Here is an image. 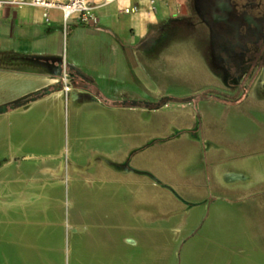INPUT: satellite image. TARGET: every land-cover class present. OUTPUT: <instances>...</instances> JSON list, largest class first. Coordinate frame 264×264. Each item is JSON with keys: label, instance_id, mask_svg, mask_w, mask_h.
I'll list each match as a JSON object with an SVG mask.
<instances>
[{"label": "crops", "instance_id": "0c3cea01", "mask_svg": "<svg viewBox=\"0 0 264 264\" xmlns=\"http://www.w3.org/2000/svg\"><path fill=\"white\" fill-rule=\"evenodd\" d=\"M184 6L0 8V264H63L67 232L75 264H179L197 238L264 264V72L228 83Z\"/></svg>", "mask_w": 264, "mask_h": 264}, {"label": "flooded vegetation", "instance_id": "af4514ba", "mask_svg": "<svg viewBox=\"0 0 264 264\" xmlns=\"http://www.w3.org/2000/svg\"><path fill=\"white\" fill-rule=\"evenodd\" d=\"M188 20L207 28L211 64L233 86L264 72V0H185Z\"/></svg>", "mask_w": 264, "mask_h": 264}, {"label": "built area", "instance_id": "2783aa9c", "mask_svg": "<svg viewBox=\"0 0 264 264\" xmlns=\"http://www.w3.org/2000/svg\"><path fill=\"white\" fill-rule=\"evenodd\" d=\"M115 0H0V8L34 6L42 10V16L46 21L51 19V11L61 12L63 21L71 18L87 25H97L99 16L97 9ZM153 3L154 0H151ZM137 7H127L126 12L136 11ZM61 82L65 94L71 90V74L65 57L61 64Z\"/></svg>", "mask_w": 264, "mask_h": 264}, {"label": "rangeland", "instance_id": "374dc122", "mask_svg": "<svg viewBox=\"0 0 264 264\" xmlns=\"http://www.w3.org/2000/svg\"><path fill=\"white\" fill-rule=\"evenodd\" d=\"M66 209H67L66 213L68 214L71 208L67 206ZM231 220H232L231 218H225L224 221L222 220V223L226 222L225 225L232 228L231 223H230ZM211 239L209 240L207 238L193 239L189 244L186 245V250L181 251V255L179 256L178 263L179 264H208V263L210 264L211 262L207 261L208 258H210L209 255L208 256L205 255V257L202 258L199 254H197L198 252L197 250L203 247L212 248V247L217 246L216 244H214L215 240L213 238ZM73 253L74 252H73L72 238L69 239L68 232H67L66 239H65L63 264H75ZM244 264H247V263H244Z\"/></svg>", "mask_w": 264, "mask_h": 264}, {"label": "trees", "instance_id": "16d2710c", "mask_svg": "<svg viewBox=\"0 0 264 264\" xmlns=\"http://www.w3.org/2000/svg\"><path fill=\"white\" fill-rule=\"evenodd\" d=\"M47 90H48V89H47ZM47 90H44V91H42V92H40V93H35V94H31V95H29V96H26V97H24L23 99H21L18 103H19V104L26 103V102H28V101H30V100H32V99L38 97V96L43 95L44 93H46ZM167 99H168V98H164V99H162L159 103H162V102L166 101Z\"/></svg>", "mask_w": 264, "mask_h": 264}, {"label": "water", "instance_id": "95a60500", "mask_svg": "<svg viewBox=\"0 0 264 264\" xmlns=\"http://www.w3.org/2000/svg\"><path fill=\"white\" fill-rule=\"evenodd\" d=\"M47 90V89H46ZM49 90H47L46 92H48ZM42 92V91H41ZM38 93H40V92H38ZM15 105H19V103L18 102H14L13 104H11V106H15ZM7 108V106H2L1 108H0V110H4V109H6Z\"/></svg>", "mask_w": 264, "mask_h": 264}]
</instances>
